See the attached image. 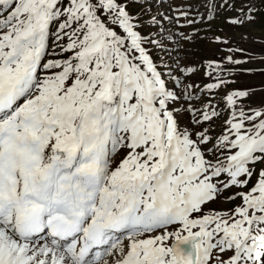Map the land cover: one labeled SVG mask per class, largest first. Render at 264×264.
Wrapping results in <instances>:
<instances>
[{"label": "snow or ice", "instance_id": "6c2138e0", "mask_svg": "<svg viewBox=\"0 0 264 264\" xmlns=\"http://www.w3.org/2000/svg\"><path fill=\"white\" fill-rule=\"evenodd\" d=\"M157 2L0 0V264H264V86L236 87L253 57L189 83ZM205 7L181 15L259 11Z\"/></svg>", "mask_w": 264, "mask_h": 264}, {"label": "rangeland", "instance_id": "374dc122", "mask_svg": "<svg viewBox=\"0 0 264 264\" xmlns=\"http://www.w3.org/2000/svg\"><path fill=\"white\" fill-rule=\"evenodd\" d=\"M208 0H164L161 7L159 0L155 8H159L160 12L168 17H171V22L165 21L169 30L176 35L170 45L175 48V41H179V55L189 67L197 69L195 75L191 77L189 83L203 85L211 82L205 76L206 62L215 59L227 63L224 58L228 55H233V52L227 49H244L243 53H236L237 59H248L253 57L248 63L242 67L253 69V74L243 73L240 75L236 87L250 85L257 90L264 86V74H260L259 69H264V63L260 62L261 57H264V3L260 0H255V7L259 9L256 12V20L254 23H246L243 26H231L225 21L227 18L236 15L235 12L222 11L217 18L209 24L207 21L189 25L187 20L181 15L182 12H189L188 19L200 20L201 16L207 15L205 5ZM237 8L240 7L238 3ZM154 8V10H155ZM181 34L191 36V40L181 39ZM221 40H229L228 45L217 44L216 37ZM217 49H220L219 51ZM219 99V97H217ZM264 97L254 96L249 103L258 104ZM220 121H216L219 125Z\"/></svg>", "mask_w": 264, "mask_h": 264}]
</instances>
